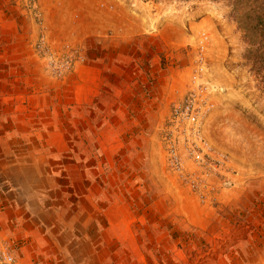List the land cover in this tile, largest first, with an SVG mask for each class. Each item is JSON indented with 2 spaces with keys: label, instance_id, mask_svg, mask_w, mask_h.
Segmentation results:
<instances>
[{
  "label": "rangeland",
  "instance_id": "rangeland-1",
  "mask_svg": "<svg viewBox=\"0 0 264 264\" xmlns=\"http://www.w3.org/2000/svg\"><path fill=\"white\" fill-rule=\"evenodd\" d=\"M202 33L214 155L185 162L197 193L170 169L163 135L192 88ZM73 55L76 69L105 68L86 105L75 102L77 72L56 73ZM50 131L65 134L66 151L40 139ZM17 132L35 135L13 137L19 155L8 159L36 160L60 184H106L128 209L120 264H264V0H0V134Z\"/></svg>",
  "mask_w": 264,
  "mask_h": 264
},
{
  "label": "crops",
  "instance_id": "crops-1",
  "mask_svg": "<svg viewBox=\"0 0 264 264\" xmlns=\"http://www.w3.org/2000/svg\"><path fill=\"white\" fill-rule=\"evenodd\" d=\"M119 35H122L120 43L130 40ZM74 71L77 72L72 89L75 102L89 104L100 95L105 68L98 60ZM10 121L22 124L19 115H13ZM34 135L0 134V142L4 144L0 150V232L19 244V263L120 264L115 259V253L119 254L118 243L127 232L131 238L128 209L111 199L106 184H85L83 180L60 184L36 160L8 159L19 155L9 145L13 137ZM40 139L58 153L67 150L62 132L50 131ZM188 219L199 226L206 220Z\"/></svg>",
  "mask_w": 264,
  "mask_h": 264
},
{
  "label": "built area",
  "instance_id": "built-area-1",
  "mask_svg": "<svg viewBox=\"0 0 264 264\" xmlns=\"http://www.w3.org/2000/svg\"><path fill=\"white\" fill-rule=\"evenodd\" d=\"M209 41V36L202 33L198 40L199 53L192 76V88L181 102L174 104L163 135L170 169L181 175L197 193L201 192L202 180L194 173L187 172L185 162L189 159L202 166L208 164V160L214 155L213 147L203 130L204 121L215 106V86L208 78L209 64L206 58ZM37 47L43 56L52 59L43 40ZM79 60L83 58L77 55L64 57L61 68L56 73L63 75L74 71ZM224 158L221 157L219 162L225 163ZM18 250L17 241L0 232V264H20Z\"/></svg>",
  "mask_w": 264,
  "mask_h": 264
}]
</instances>
